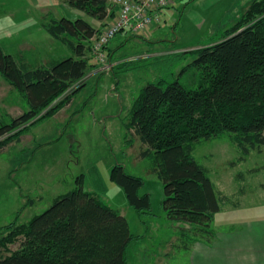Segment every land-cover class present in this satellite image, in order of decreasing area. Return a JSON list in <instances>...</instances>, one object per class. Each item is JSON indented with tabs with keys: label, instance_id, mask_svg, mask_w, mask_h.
Wrapping results in <instances>:
<instances>
[{
	"label": "trees",
	"instance_id": "1",
	"mask_svg": "<svg viewBox=\"0 0 264 264\" xmlns=\"http://www.w3.org/2000/svg\"><path fill=\"white\" fill-rule=\"evenodd\" d=\"M195 1L187 0L180 15ZM65 3L101 23L95 28L83 19L45 15L40 26L68 56L49 65L31 66L6 53L0 44V77L28 105L20 115L0 121V149L18 139L25 126L42 112L48 109L41 122L69 106L86 85L80 83L99 67L92 40L102 33L107 20L115 18V9L108 13V0ZM137 37L130 34L129 39ZM103 49L109 50L107 45ZM110 55L109 62L113 59ZM182 56L194 58L189 67L195 71L198 86L189 88L178 80L166 83L164 79L148 83L132 104L126 130L146 147L141 155L153 159V170L164 192L166 218L188 225L189 230L180 231L183 236H192L193 243L208 244L215 237L211 225L222 210L224 197L192 150L200 141L226 134L239 154L237 162H242L264 146V0H253L219 38L174 58ZM127 64L132 62L119 68ZM109 179L122 188L131 208L150 214L149 196L139 195L141 178L126 174L117 164ZM81 183L78 178L76 189L55 198L47 210L28 223L17 224L22 207L13 222L0 227V264H126L127 247L140 237L130 232L118 211L84 192ZM16 242L18 248L9 251Z\"/></svg>",
	"mask_w": 264,
	"mask_h": 264
},
{
	"label": "rangeland",
	"instance_id": "2",
	"mask_svg": "<svg viewBox=\"0 0 264 264\" xmlns=\"http://www.w3.org/2000/svg\"><path fill=\"white\" fill-rule=\"evenodd\" d=\"M252 1L224 0L204 14L203 26L194 27L190 18L179 13L187 2L182 0L175 8L165 9L160 18L163 27L156 29L151 37L140 32L139 37L130 40L126 30L116 34L107 44L112 52L103 49L102 57L94 56L99 67L80 83L86 85L73 96L70 105L41 122L39 119L48 109L42 112L25 126L18 139L7 144V151H0V227L14 221L21 209H18L21 197L32 202L17 219V224H26L47 210L55 198L76 189L81 178L82 190L118 211L126 219L130 232L140 237L127 247L126 264H155L151 251L165 249L176 255L165 257L164 264H190L188 250L200 241L193 243L192 236L182 235L180 230L187 231L189 226L178 229L176 223L166 218L162 208L164 192L153 170V159L141 155L146 147L126 130V124L134 100L148 83L164 79L166 83L178 80L189 88L198 86L195 71L189 67L194 58L174 57L219 38ZM53 5L56 18L83 19L96 28L101 26L83 12L67 4L63 6L61 0ZM27 6L28 0H0V44L8 54L18 50L17 35L21 30L26 28L20 33H25V37L37 35L34 25L38 23V14ZM147 39L152 43L148 44ZM40 44L42 48H26L32 66L43 60L47 51L48 40L42 39ZM107 54H111L112 61H108ZM66 56L65 50L59 59ZM126 62L132 64L119 68ZM183 68L186 70L180 74ZM80 84L74 85L52 106ZM27 109L25 99L0 77V121H8ZM32 123L37 124L31 126ZM192 154L224 197L222 210L211 225L215 234L264 221V146L237 162L239 154L223 134L194 144ZM117 164L126 174L142 179L139 195L149 196L150 214L137 213L127 204L122 188L110 181L111 169ZM18 246L16 242L8 249L14 251Z\"/></svg>",
	"mask_w": 264,
	"mask_h": 264
},
{
	"label": "crops",
	"instance_id": "3",
	"mask_svg": "<svg viewBox=\"0 0 264 264\" xmlns=\"http://www.w3.org/2000/svg\"><path fill=\"white\" fill-rule=\"evenodd\" d=\"M55 1L56 0H28L29 7H27L30 10H34L37 12L39 20L38 23L34 25L37 26V35L35 37H25V33L20 34L26 28L24 30H21L17 35L18 50L12 55L16 56L20 61L26 62L27 64L31 65L32 63L30 62V60L32 59V57L28 55L30 54V51H28V49L26 50V48H42L40 44L42 39L48 40L47 51L43 53V60H37L35 62L36 66L49 65L54 61H57L60 57L64 56L65 48L55 45L54 41H52L53 39L47 37L45 35L46 33H44L42 27L40 26L41 21L45 15L52 14L53 16H55L53 5ZM179 1L182 0H175L174 3L169 7L175 8L173 6L179 4ZM223 1L224 0H196L193 4H191L184 10L182 16L190 18L192 21V26L195 25L201 27L205 24L204 14ZM61 3L63 4V6H65L66 4L65 0H61ZM248 6L249 4L244 8V11ZM164 11L165 10L162 11L161 17L163 16ZM113 19L107 20L105 22L106 26L110 24ZM161 23L162 22L160 19L159 23L142 31L144 37H151L156 29H160L161 27H163ZM97 24L100 25L101 23L98 22ZM104 28H102V31L104 30ZM147 43L150 44L152 42L147 39ZM164 52L165 51L159 53ZM168 53H171V51H169ZM0 151H7V146L3 147ZM30 204H32L30 200H26L21 197L19 200L18 209L25 207V210L26 207ZM176 224L178 229L188 228V225H180V223ZM205 245L203 242H197L192 247H190L187 255V257L189 256L190 264H264V221H261L258 224L246 223L241 230L215 234L212 242L209 245ZM151 252V255L155 256L153 258V261L155 260V264H164V262L167 261L165 257L176 255L175 252L167 249L163 251Z\"/></svg>",
	"mask_w": 264,
	"mask_h": 264
},
{
	"label": "built area",
	"instance_id": "4",
	"mask_svg": "<svg viewBox=\"0 0 264 264\" xmlns=\"http://www.w3.org/2000/svg\"><path fill=\"white\" fill-rule=\"evenodd\" d=\"M175 0H108V13L115 9V18L109 27L92 41V53L102 57L101 50L119 32L138 34L159 23L161 13Z\"/></svg>",
	"mask_w": 264,
	"mask_h": 264
}]
</instances>
